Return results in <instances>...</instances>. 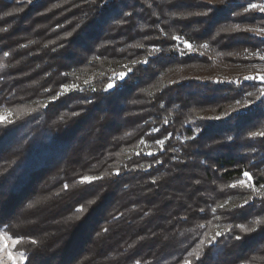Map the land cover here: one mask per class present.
<instances>
[{
    "label": "trees",
    "instance_id": "obj_1",
    "mask_svg": "<svg viewBox=\"0 0 264 264\" xmlns=\"http://www.w3.org/2000/svg\"><path fill=\"white\" fill-rule=\"evenodd\" d=\"M255 1L0 0L13 121L0 123V227L24 237L26 264H264V226L207 242L264 218V198L240 208L253 193L230 187L245 170L264 184V137L249 135L264 131V82L243 79L264 62L249 54L264 55V37L243 31L264 28L243 12Z\"/></svg>",
    "mask_w": 264,
    "mask_h": 264
},
{
    "label": "snow or ice",
    "instance_id": "obj_2",
    "mask_svg": "<svg viewBox=\"0 0 264 264\" xmlns=\"http://www.w3.org/2000/svg\"><path fill=\"white\" fill-rule=\"evenodd\" d=\"M27 3H32V0H27ZM13 11L14 12H18V11H21V9L16 8V9H13ZM250 11H259L260 13L264 14V2H258V3L249 2L247 4V6L243 9V12L244 13H249ZM179 15H185V14L184 13H180ZM188 15H192V14L188 13ZM197 15H205L206 16L207 12H205V13H197ZM239 29H241V25L236 24V25H233V26L228 27V28H222L220 31L231 32V31H236V30H239ZM243 31L252 32V33H255V34L259 35L260 37H264V28L245 27L243 29ZM68 35H71V33H69ZM173 39L180 40L183 43L184 48L187 51H189V52L196 51V48L193 46V44L190 43L187 40H184L182 37L176 36V37H173ZM139 47H143V45H139ZM200 47L208 48L209 45L207 43H205V44L201 45ZM245 51L247 52V50H245ZM181 54H183V50H181ZM249 54L259 57L260 60H264V55H261L259 51H256V52H253V53H249ZM5 55H7V53ZM147 62H148L147 60L143 61V63H147ZM133 63H139V61H133ZM0 67H3V65H0ZM131 71H132V69L129 68L128 72H131ZM126 75H127L126 72H122V73L117 74V76L113 77L112 79H113V81H115L116 79L123 80L126 77ZM243 79L244 80H259V81L264 82V74H261L260 72H257L255 74L247 75ZM85 83L87 84V83H89V81H85ZM232 83L239 84L240 81L239 80H235V81H232ZM114 86H115L114 83H109L107 85L106 90L112 89ZM73 90H80L79 89V85H77V84L62 85L61 86V91L59 93H57L56 96L52 97V99H57L60 95L68 93V92L73 91ZM94 90L95 89H93V91ZM258 93H259V95L256 97V99H260L261 97H264V87L258 88ZM247 95L248 96H252L253 94L252 93H248ZM245 103L246 104H250V103H252V101L251 100H246ZM236 106L237 107H236L235 110H239V108L244 107L245 104H242L241 101L237 100L236 101ZM11 115H12V113L10 111L9 112V116H11ZM73 115H77V113H73ZM228 115H229L228 112L224 113V116H228ZM61 118H63V117H61ZM212 119L219 120V119H221V117L220 116L212 117ZM12 122H13L12 120L7 119L4 116H0V123H3L5 125H7V124L12 123ZM165 123H167V120L165 121ZM249 135L251 137H264V131L251 132V133H249ZM227 139L231 140L232 137H227ZM157 143L159 145H161V147H163L164 140H159V141H157ZM116 174H119V170H117ZM241 175H242V178L237 180L230 187H232V188H237V187L246 188V189L250 190L253 193V196L246 197L244 199L243 203L238 206L240 208H244L250 202H253V197L264 198V191L261 190V189H264V184H260L259 186H257V184L255 183V181L253 179L252 173L249 172V171H246V170L242 171ZM96 179H98V177L85 175V176H82L80 178L79 183H81V184H91ZM68 188H69V185L67 183H65L63 185V189L67 190ZM89 203H92V201H89ZM227 203L228 202L225 201L224 203L218 204L217 207L221 208V209H224V208H226ZM28 206L29 207H33L34 205L33 204H29ZM84 211H85V206L84 205H80V206H78L76 208V212L77 213H82ZM201 211H204V209H201ZM211 211L215 212L216 209L213 208V209H211ZM229 211H231V209H229ZM249 223L252 225L251 227H249L248 224H244V223L236 224V225H227L225 230H224V232H219V231L216 232L215 235H212L208 239L207 242H208L209 245H211L213 242L216 241L217 237L224 235L225 232H231L234 228L235 229H239L240 232L242 233V235H234L233 239L237 240V241H240V240L243 239L244 235H249V234L253 233L254 231H257L261 226H264V218L255 217L251 221H249ZM200 227H203V225H200ZM105 231H107V230H105ZM0 235H4L2 230H0ZM23 241H24V237H18L17 239L12 240V244H13V246H15L16 244L22 243ZM29 241H30L31 244H34V245L39 243L37 240L32 239V238H29ZM201 243L203 244L204 242L201 241ZM193 256H195V258L197 260H199L201 258L200 254L195 252V251L189 253V257H193ZM7 258H8V260L12 261V264H17V259L19 260V264H26L27 254L24 253V252H20L16 256H14L13 253L11 251H9L7 253ZM135 264H140V261H136ZM183 264H192V260L189 259V258H185L184 261H183Z\"/></svg>",
    "mask_w": 264,
    "mask_h": 264
},
{
    "label": "rangeland",
    "instance_id": "obj_3",
    "mask_svg": "<svg viewBox=\"0 0 264 264\" xmlns=\"http://www.w3.org/2000/svg\"><path fill=\"white\" fill-rule=\"evenodd\" d=\"M34 1V0H32ZM264 2V0L255 1L253 3ZM257 72L264 74V62H260L256 64ZM257 72H250V73H257ZM11 111L10 108L2 105L0 106V116H4L7 119L12 118V115L9 116V112ZM12 113V111H11ZM264 191V190H263ZM0 230L4 233V235H0V264H12L11 260H8L7 253L11 251L14 256H16L20 252H24L17 248V244L13 246L12 240L17 239L18 237H13L9 234L3 227H0ZM26 253V252H24ZM27 254V253H26ZM17 264H19V260L17 259Z\"/></svg>",
    "mask_w": 264,
    "mask_h": 264
}]
</instances>
